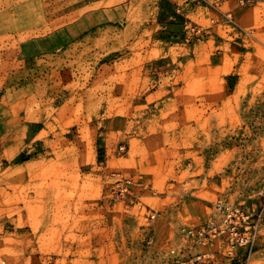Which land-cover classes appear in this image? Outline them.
Masks as SVG:
<instances>
[{
	"label": "rangeland",
	"instance_id": "1",
	"mask_svg": "<svg viewBox=\"0 0 264 264\" xmlns=\"http://www.w3.org/2000/svg\"><path fill=\"white\" fill-rule=\"evenodd\" d=\"M210 1L164 29L141 0H0V264H177L216 200L264 215V3L240 29Z\"/></svg>",
	"mask_w": 264,
	"mask_h": 264
},
{
	"label": "built area",
	"instance_id": "2",
	"mask_svg": "<svg viewBox=\"0 0 264 264\" xmlns=\"http://www.w3.org/2000/svg\"><path fill=\"white\" fill-rule=\"evenodd\" d=\"M189 1H197L200 4L211 3L210 0H185V2ZM220 1L223 0L212 2ZM226 16L229 17V13ZM112 178L114 180L109 185L111 196L119 199L133 196L135 181L131 177L113 172ZM212 208L207 219L185 229L187 242L199 246V249L186 259L180 257L179 251L172 250L177 264H214L219 254L227 257L236 256L240 248H251L260 235V229L264 228L262 211H253L242 204L221 199L213 202ZM203 245H207V249L200 247ZM209 245L215 247L211 248Z\"/></svg>",
	"mask_w": 264,
	"mask_h": 264
},
{
	"label": "crops",
	"instance_id": "3",
	"mask_svg": "<svg viewBox=\"0 0 264 264\" xmlns=\"http://www.w3.org/2000/svg\"><path fill=\"white\" fill-rule=\"evenodd\" d=\"M93 4L96 5H103L106 1L109 4L108 8L109 11L108 14H113L114 17H116V10L118 8H125L130 7L132 0H89ZM233 1V0H231ZM245 5L244 6H236L233 7V12L235 14V17L237 16L236 22L237 26L242 28L240 23L249 21L251 19V16L254 11V7L257 6L259 3H264V0H244ZM192 3H184V6H180V0H141V7H143V15L146 17V21L148 23H153L152 13H155V16H158V26L164 29H173L175 27L179 26V21L181 15H186V12H189V14L192 13V6L190 5ZM155 8V10L151 11V9ZM142 9V8H141ZM181 11L183 14H178L179 11ZM192 9V10H190ZM195 10V9H194ZM194 12V11H193ZM111 13V14H110ZM224 16V15H223ZM225 17V16H224ZM149 18H151L149 20ZM223 17H221L222 19ZM236 19V18H235ZM155 22V21H154ZM240 22V23H239ZM154 24V23H153ZM167 49V47H164ZM146 127L150 126L149 123H146ZM100 131H103L102 129ZM97 149L100 147H104L103 150L106 151V140L105 137L98 136L97 138ZM106 157V154L104 155ZM100 174L103 176L105 174V171H101ZM15 239L22 240L23 247H18L21 249L23 254H31L33 245L32 240L34 237L32 236V233L29 231H19L12 236ZM4 239L5 236L0 235V249L4 248ZM245 258V259H244ZM234 264H264V236H261L257 239L256 243L251 246V248L248 247H242L237 251V255L234 258ZM218 264H230V261L227 262V258L223 257L221 254H219L218 258Z\"/></svg>",
	"mask_w": 264,
	"mask_h": 264
}]
</instances>
